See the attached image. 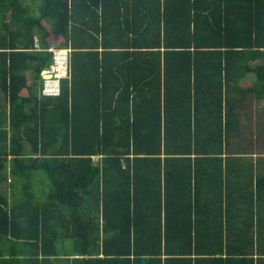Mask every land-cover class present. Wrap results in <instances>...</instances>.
I'll return each mask as SVG.
<instances>
[{"label": "trees", "instance_id": "1", "mask_svg": "<svg viewBox=\"0 0 264 264\" xmlns=\"http://www.w3.org/2000/svg\"><path fill=\"white\" fill-rule=\"evenodd\" d=\"M263 61L264 0H0V264H264Z\"/></svg>", "mask_w": 264, "mask_h": 264}, {"label": "crops", "instance_id": "2", "mask_svg": "<svg viewBox=\"0 0 264 264\" xmlns=\"http://www.w3.org/2000/svg\"><path fill=\"white\" fill-rule=\"evenodd\" d=\"M256 80L254 73L247 72L236 83L243 89H251L253 85H256ZM234 98L235 112L241 116L239 124L241 134L256 137V151L248 153L254 157L256 167L264 171V93L261 98H256L252 93L245 97L234 95Z\"/></svg>", "mask_w": 264, "mask_h": 264}, {"label": "built area", "instance_id": "3", "mask_svg": "<svg viewBox=\"0 0 264 264\" xmlns=\"http://www.w3.org/2000/svg\"><path fill=\"white\" fill-rule=\"evenodd\" d=\"M38 47V45H37ZM54 52L53 65L42 72L43 94L47 96L60 95L61 80L68 78L69 73V49H50Z\"/></svg>", "mask_w": 264, "mask_h": 264}, {"label": "rangeland", "instance_id": "4", "mask_svg": "<svg viewBox=\"0 0 264 264\" xmlns=\"http://www.w3.org/2000/svg\"><path fill=\"white\" fill-rule=\"evenodd\" d=\"M61 41H62L61 39H58V38L56 39L55 38L52 42H53L54 45H56V44H59ZM263 63H264V61H263ZM0 187H1L2 190H4V189L7 188V185H6V183H3V184H1Z\"/></svg>", "mask_w": 264, "mask_h": 264}]
</instances>
